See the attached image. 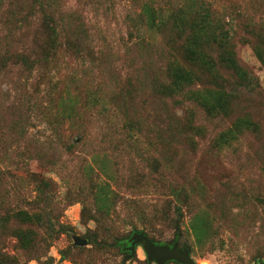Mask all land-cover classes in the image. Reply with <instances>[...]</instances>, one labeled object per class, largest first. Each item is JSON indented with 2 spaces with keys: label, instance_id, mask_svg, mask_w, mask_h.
Returning a JSON list of instances; mask_svg holds the SVG:
<instances>
[{
  "label": "rangeland",
  "instance_id": "1",
  "mask_svg": "<svg viewBox=\"0 0 264 264\" xmlns=\"http://www.w3.org/2000/svg\"><path fill=\"white\" fill-rule=\"evenodd\" d=\"M0 221V264H264V0H0Z\"/></svg>",
  "mask_w": 264,
  "mask_h": 264
},
{
  "label": "water",
  "instance_id": "2",
  "mask_svg": "<svg viewBox=\"0 0 264 264\" xmlns=\"http://www.w3.org/2000/svg\"><path fill=\"white\" fill-rule=\"evenodd\" d=\"M77 244L85 245V241L76 239ZM141 245L146 253L148 261L156 264H166L174 261L178 264H196L190 257V250L188 247L179 248L178 244L173 246L156 245L150 241L143 233H134L130 238V247L127 248L129 254L124 260V263L130 259L134 254L136 247Z\"/></svg>",
  "mask_w": 264,
  "mask_h": 264
},
{
  "label": "trees",
  "instance_id": "3",
  "mask_svg": "<svg viewBox=\"0 0 264 264\" xmlns=\"http://www.w3.org/2000/svg\"><path fill=\"white\" fill-rule=\"evenodd\" d=\"M198 1H202V0H198ZM1 218L3 219V218H4V215H3ZM0 222H1V221H0ZM0 230H1V223H0ZM4 232H5V230H4ZM134 233H143V234L146 236V234H145L142 230L135 231ZM134 233H132V235H133ZM2 234H4L3 231H2ZM176 236H177V233H176Z\"/></svg>",
  "mask_w": 264,
  "mask_h": 264
}]
</instances>
